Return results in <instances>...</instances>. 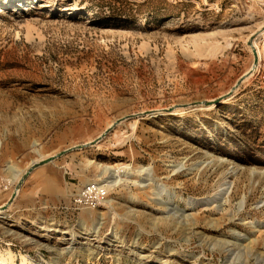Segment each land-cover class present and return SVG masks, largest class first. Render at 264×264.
Wrapping results in <instances>:
<instances>
[{"label":"rangeland","instance_id":"374dc122","mask_svg":"<svg viewBox=\"0 0 264 264\" xmlns=\"http://www.w3.org/2000/svg\"><path fill=\"white\" fill-rule=\"evenodd\" d=\"M263 32L252 0H0V206L133 115L28 175L0 264H264Z\"/></svg>","mask_w":264,"mask_h":264},{"label":"water","instance_id":"95a60500","mask_svg":"<svg viewBox=\"0 0 264 264\" xmlns=\"http://www.w3.org/2000/svg\"><path fill=\"white\" fill-rule=\"evenodd\" d=\"M256 62H257V57L254 56V64H255ZM242 79H243V77L240 78V79L237 81V83H236V85H235V88L241 83ZM132 116H133V115H125V116H122V117L116 119V120L113 122V124H112L109 128H107V129H106V130H105V131H104L99 137H97L96 139L92 140V141L89 142V143L80 144V145L73 146V147L68 148V149H64V150H62V151H60V152H58V153H56V154H54V155H52V156H50V157H47V158L41 159L40 161H37V162L33 163L31 166L28 167V169L26 170V172H25L24 175L22 176L20 182L18 183V186L20 187V185H21V184L23 183V181L28 177V175H29L34 169H36L37 167L42 166V165H44V164H47V163H49V162H52V161H54L56 158H58V157L64 155L65 153H67V152H69V151H72V150H74V149H81V148L88 147V146H91V145L96 144L97 142H99L100 140H102V139L107 135V133H109V132H110V131H111L116 125H118L120 122H122V121H124V120H126V119H128V118H130V117H132ZM15 197H16V193L13 192V193L11 194L10 198L8 199V201H7L4 205L0 206V211H1V210H4L5 208H7L8 205H10V204L12 203V201L14 200Z\"/></svg>","mask_w":264,"mask_h":264},{"label":"bare ground","instance_id":"6f19581e","mask_svg":"<svg viewBox=\"0 0 264 264\" xmlns=\"http://www.w3.org/2000/svg\"><path fill=\"white\" fill-rule=\"evenodd\" d=\"M263 30V28H261V29H259L258 31H256V32H254L253 34H252V36L248 39V44H249V47H250V49H251V51H252V54H253V63H252V65H251V68H250V70H249V74L251 73V72H253L254 71V69H256L257 68V66H258V62H259V52L258 51H256L255 50V47H254V44H253V42H252V39L254 38V37H256V35H258L261 31ZM262 34H264V32L263 33H261V36H262ZM254 56H256L257 57V62L254 64ZM247 73V72H246ZM252 74V73H251ZM211 107H209V108H213L212 107V105H210ZM114 122V121H113ZM113 122L107 127V128H109L112 124H113ZM106 128V129H107ZM105 129V130H106ZM44 159V158H43ZM41 160V159H40ZM40 160H34L33 161V163H35V162H37V161H40ZM33 163H31V165L33 164ZM30 165V166H31ZM28 169V168H27ZM26 169V170H27ZM26 170L24 171V173L26 172ZM24 173H18L17 174V176H16V178H17V181H16V184H15V186H14V189H13V192H15L16 193V195L18 194V192H19V186H18V183L20 182V180H21V178H22V176L24 175ZM105 175H110L111 174V177H114V175L112 174V173H110V171H109V169L108 168H105V170H104V172H103ZM110 178V177H109ZM12 192V193H13ZM161 194H163V196H161L160 198H157V200L158 199H164V198H166V193L165 192H162ZM6 210V208L4 209V210H1L0 211V216H2V217H4V211Z\"/></svg>","mask_w":264,"mask_h":264},{"label":"built area","instance_id":"2783aa9c","mask_svg":"<svg viewBox=\"0 0 264 264\" xmlns=\"http://www.w3.org/2000/svg\"><path fill=\"white\" fill-rule=\"evenodd\" d=\"M252 1L257 3L259 6L264 7V0H252ZM91 188H94V187H88L86 190H84L81 193V195L78 196L79 197L78 202H86L87 200H90L91 198L90 194L93 193V190ZM94 189H97V188H94Z\"/></svg>","mask_w":264,"mask_h":264},{"label":"crops","instance_id":"0c3cea01","mask_svg":"<svg viewBox=\"0 0 264 264\" xmlns=\"http://www.w3.org/2000/svg\"><path fill=\"white\" fill-rule=\"evenodd\" d=\"M39 167H41V166H39ZM38 168V167H37Z\"/></svg>","mask_w":264,"mask_h":264}]
</instances>
